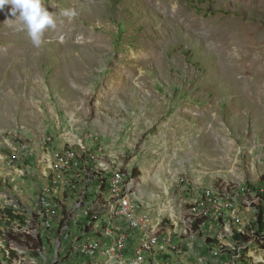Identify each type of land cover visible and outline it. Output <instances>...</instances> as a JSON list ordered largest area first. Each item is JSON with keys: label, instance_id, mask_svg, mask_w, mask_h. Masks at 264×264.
<instances>
[{"label": "rangeland", "instance_id": "1", "mask_svg": "<svg viewBox=\"0 0 264 264\" xmlns=\"http://www.w3.org/2000/svg\"><path fill=\"white\" fill-rule=\"evenodd\" d=\"M41 6L55 27L39 47L0 12V195L12 189L5 138H84L141 177L153 214L226 190L248 239L238 264H264V0Z\"/></svg>", "mask_w": 264, "mask_h": 264}, {"label": "built area", "instance_id": "2", "mask_svg": "<svg viewBox=\"0 0 264 264\" xmlns=\"http://www.w3.org/2000/svg\"><path fill=\"white\" fill-rule=\"evenodd\" d=\"M53 137L5 138L12 189L0 195V264L239 263L248 239L226 190L211 186L176 215L153 214L127 165L84 138Z\"/></svg>", "mask_w": 264, "mask_h": 264}, {"label": "clouds", "instance_id": "3", "mask_svg": "<svg viewBox=\"0 0 264 264\" xmlns=\"http://www.w3.org/2000/svg\"><path fill=\"white\" fill-rule=\"evenodd\" d=\"M8 6V14L16 17L21 23L20 30H27L33 43L39 47L43 31L55 27V21L47 10L42 8L41 0H0V12ZM64 15L73 17L74 11L68 10Z\"/></svg>", "mask_w": 264, "mask_h": 264}, {"label": "trees", "instance_id": "4", "mask_svg": "<svg viewBox=\"0 0 264 264\" xmlns=\"http://www.w3.org/2000/svg\"><path fill=\"white\" fill-rule=\"evenodd\" d=\"M4 212H6L7 214L11 213L10 209H5ZM253 225H257L258 226V229L256 230L254 235H256L257 237H260L264 241V222L262 221L261 215L257 217V221L253 222ZM253 225H250L249 227H246L247 231H251V228H252ZM249 228H250V230H249Z\"/></svg>", "mask_w": 264, "mask_h": 264}, {"label": "bare ground", "instance_id": "5", "mask_svg": "<svg viewBox=\"0 0 264 264\" xmlns=\"http://www.w3.org/2000/svg\"><path fill=\"white\" fill-rule=\"evenodd\" d=\"M68 23V22H67ZM70 25V24H69ZM70 29V27H68ZM59 31V30H58ZM67 33V32H66ZM65 34V33H64ZM62 39V38H61Z\"/></svg>", "mask_w": 264, "mask_h": 264}, {"label": "crops", "instance_id": "6", "mask_svg": "<svg viewBox=\"0 0 264 264\" xmlns=\"http://www.w3.org/2000/svg\"><path fill=\"white\" fill-rule=\"evenodd\" d=\"M138 196V195H137ZM139 197V196H138ZM140 198V197H139Z\"/></svg>", "mask_w": 264, "mask_h": 264}]
</instances>
